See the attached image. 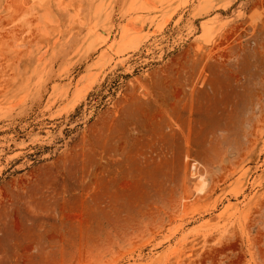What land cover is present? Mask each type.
I'll list each match as a JSON object with an SVG mask.
<instances>
[{
    "label": "rangeland",
    "instance_id": "obj_1",
    "mask_svg": "<svg viewBox=\"0 0 264 264\" xmlns=\"http://www.w3.org/2000/svg\"><path fill=\"white\" fill-rule=\"evenodd\" d=\"M0 264H264V0H0Z\"/></svg>",
    "mask_w": 264,
    "mask_h": 264
}]
</instances>
